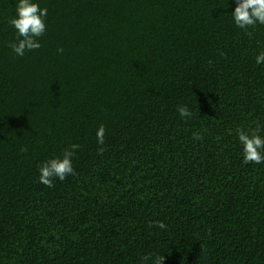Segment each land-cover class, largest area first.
<instances>
[{"label":"trees","instance_id":"1","mask_svg":"<svg viewBox=\"0 0 264 264\" xmlns=\"http://www.w3.org/2000/svg\"><path fill=\"white\" fill-rule=\"evenodd\" d=\"M37 2L17 57L0 0V264H264V163L236 137L264 136V26L237 29L234 0ZM71 144L76 175L38 183Z\"/></svg>","mask_w":264,"mask_h":264},{"label":"clouds","instance_id":"2","mask_svg":"<svg viewBox=\"0 0 264 264\" xmlns=\"http://www.w3.org/2000/svg\"><path fill=\"white\" fill-rule=\"evenodd\" d=\"M234 8L229 13L232 24L251 36L250 29L257 26H264V0H234ZM48 9L43 8L37 0H15L14 14L8 23L13 29L15 40L9 43V47L17 57H23L26 52H32L41 47L40 38L44 36L47 25L45 23ZM63 50L58 48L57 52ZM255 64H264V51H260L255 56ZM177 112L182 119H191L192 112L186 105L177 107ZM105 128L103 125L95 132L97 155H102L105 151L103 145ZM194 141L202 140L199 132L192 134ZM237 141L241 148L243 164L264 163V136L259 134V129L250 132L244 129H236ZM78 144H71L60 155H53L37 165V182L48 188L54 187V181H64L69 176L76 175L73 167V157L79 149ZM21 151H27L22 148ZM156 227L161 230L166 229V225L160 221ZM164 257L152 254H145L139 258L138 264H163Z\"/></svg>","mask_w":264,"mask_h":264}]
</instances>
